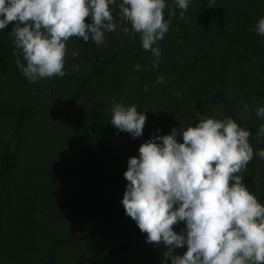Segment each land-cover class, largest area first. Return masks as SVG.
Returning <instances> with one entry per match:
<instances>
[{"label":"rangeland","instance_id":"374dc122","mask_svg":"<svg viewBox=\"0 0 264 264\" xmlns=\"http://www.w3.org/2000/svg\"><path fill=\"white\" fill-rule=\"evenodd\" d=\"M165 5L174 6L180 18L181 10L176 8L173 0H165ZM110 8L117 27L114 32H105L104 42L98 45V50L105 58L116 50L125 52L113 66H100L85 88L102 104L99 110L103 115H112L111 106L115 102L123 106L134 104L137 111L146 116L142 135L137 138L117 130L110 119L99 122L102 141L108 146L120 171L108 180L106 186L108 206L115 208L123 206L121 200L128 183L123 176L127 160L138 155L142 143L151 136L169 134L173 127L190 126L192 110L198 122L199 114L215 119L229 117L221 101L210 102L213 93L221 92L228 99L244 94L245 98L234 101L236 114L252 125L264 123V119L256 116V109L264 106V37L228 32L221 23H212L200 15L195 0H191L183 18H180L187 25L188 37L181 39L169 20L167 33L154 45L159 47L161 56L158 67L153 68L154 57L141 47L139 34L122 32L119 8L117 5ZM209 9L219 20H241L245 14H251L257 21L264 17V0H215ZM12 27L13 22H10L0 30V56L15 59L19 56L23 64L22 55L14 48L13 38L8 35ZM89 41L84 42L80 37H70L66 41L65 71L74 68L81 77L90 75ZM241 48H253L254 52L228 64L226 75L220 80L216 71L217 59L234 55ZM14 51L17 56L13 55ZM192 59L196 60L195 64L181 72L185 63ZM131 61L141 66L146 85L142 99L139 98L136 77L130 69ZM115 71L121 75L119 86L114 84ZM241 74H246L247 79L238 84ZM158 76L164 77L161 84L164 90L157 89L150 82ZM21 77L20 81L13 70H0V103L8 101L12 105L30 108L17 134V141L11 144L17 164L6 178L0 176V264H47L45 257L52 239L61 238L65 231L83 233L101 221L102 215L95 201L72 206L68 196L71 193L91 196L102 167L96 157H91L87 166L70 180L50 181V170L67 169L84 156V149L89 146L90 138L84 128L89 102L85 96L72 104L63 101L78 88L81 83L78 79L53 76L33 83L22 73ZM244 104L248 105L246 111ZM172 110V121L166 126ZM15 119L14 113L0 111V136L10 130ZM177 139L182 142L180 137ZM248 141L253 148V159L238 175L258 202L264 204V159L255 155L257 149H264V137L250 134ZM1 149L0 144V153ZM172 227L179 233L184 223L179 222ZM122 231L128 234L129 243L146 247L149 252L117 250V256L111 259L110 264H133V261L137 264H162L157 256H163L166 246L147 243V234L140 232L124 209L109 224L107 235L121 240ZM102 247L99 238L57 243L52 264H101ZM184 251L186 246L177 248L174 254L181 255Z\"/></svg>","mask_w":264,"mask_h":264},{"label":"clouds","instance_id":"9594fccd","mask_svg":"<svg viewBox=\"0 0 264 264\" xmlns=\"http://www.w3.org/2000/svg\"><path fill=\"white\" fill-rule=\"evenodd\" d=\"M214 2L208 0V7ZM173 3L183 18L191 0ZM113 5L119 8L120 30L138 33L141 47L154 57L153 68L158 67L161 52L154 45L170 22L164 19L165 0H0V30L13 22L8 35L25 61L14 51L15 65L29 82L63 77L66 41L80 37L101 45L105 32L117 27ZM174 15L170 9L168 16ZM86 17L90 22L85 23ZM254 27L264 36V17ZM140 67L134 65L137 71ZM156 83L163 84L164 77L158 76ZM111 113L117 130L132 138L142 135L146 116L134 104L114 102ZM199 115L195 126L151 136L137 156L128 158L121 200L125 214L147 234V243L166 246L165 264H264V204L238 175L253 159L251 133L231 117ZM256 116L264 119V106L256 109ZM256 135L264 137V123ZM255 155L264 159V149ZM179 222L184 227L177 233L172 226ZM183 246V254H174Z\"/></svg>","mask_w":264,"mask_h":264},{"label":"trees","instance_id":"16d2710c","mask_svg":"<svg viewBox=\"0 0 264 264\" xmlns=\"http://www.w3.org/2000/svg\"><path fill=\"white\" fill-rule=\"evenodd\" d=\"M197 12L202 15L205 19L211 21L212 23H221L226 30L232 34L243 33V34H252L258 35L259 37H264L255 31L256 18L251 14H245L241 20L237 19H227V20H219L213 17L211 10L208 7V0H195ZM173 10L176 15L169 17V10ZM164 18L171 20V23L174 25L177 35L181 39H186L188 37V30L186 23L178 18L177 11L175 7L172 5H166L163 9ZM90 22L89 18L85 19V23ZM89 48L91 52V65H90V75L88 77H81L75 73L74 68H70L65 71L64 77L78 79L81 81L78 88L71 94V96L65 100H63L66 104H72L79 97L85 96L88 99V108H87V118L85 120L84 128L89 135L90 142L89 146L84 149V156L81 157L77 162H74L67 169H52L48 172V176L50 181H61L66 182L76 176V174L84 169L88 161L91 157H96L101 164L102 172L98 178L96 183L95 191L91 196H84L78 193H71L68 196V200L70 204L82 206L89 202L95 201L97 209L100 211L102 218L99 224L93 229L87 230L83 233L74 234L69 231H65L61 238L52 239L50 243L47 256L45 260L47 264H52L54 258V246L57 243L63 242H74V241H88L91 239L99 238L103 247L100 252V260L101 264H110L112 258L117 256V250H128L134 252L148 253L149 249L140 245H134L128 242V234L125 231L121 233V240H114L107 235L109 224L117 217L118 213L121 209H124L123 206L110 208L108 206L106 200V186L108 180L119 174V169L117 167V163L115 159L112 157L108 146L102 141L101 134L99 131V122L103 120H109L111 115H103L100 113V106L102 105L99 101L94 99L86 90V84L90 81L91 78L95 77L100 66H113L118 60L122 52L116 50L114 51L109 58L103 57L99 50L98 45L89 41ZM128 50V49H126ZM254 52L253 48H241L234 55H224L220 56L217 59V74L220 80L226 75V67L228 64L247 56ZM20 54V50H18ZM21 55V54H20ZM15 58L10 57H2L0 56V70L10 69L14 71L15 77L18 80H22L21 71L15 65ZM196 60H188L185 65L180 69V71L188 70L191 66L195 64ZM136 63L131 61L130 69L131 72L135 75L137 84L140 88L139 98L142 99L146 94V85L143 80V75L141 71H137L134 68ZM179 71V72H180ZM245 79H247L246 74H241L238 77L237 83H242ZM122 82L121 75L119 72L115 71V80L114 84L119 86ZM151 84L157 89L164 90L165 87L161 84L156 83V79L152 78L150 80ZM237 98H245V95H238V97H234L228 99L221 92L213 93L210 97V102L213 101H221L227 110L229 117L233 118V120L242 128L248 130L251 134L256 135L258 126L252 125L247 121L241 119L235 112L233 104ZM175 100V99H173ZM0 111L11 112L15 114V122L10 130L0 136V144L2 145L1 153H0V176L6 178L12 168L17 164V158L14 153L11 151V144L17 141V134L20 131V128L23 124L25 115L30 111V108L25 107L20 104L12 105L8 101H2L0 103ZM174 115V111L172 110L169 116L166 119V126L170 124ZM191 123L190 126H195L198 123L196 114L192 110L190 112ZM157 258L161 261L162 264H165V258L161 255H158ZM133 264H137V262L133 261Z\"/></svg>","mask_w":264,"mask_h":264}]
</instances>
